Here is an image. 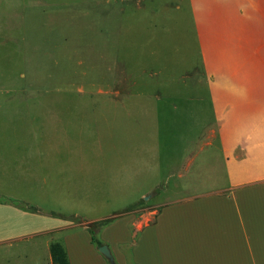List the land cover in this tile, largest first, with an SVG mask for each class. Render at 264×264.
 Segmentation results:
<instances>
[{"label": "rangeland", "instance_id": "374dc122", "mask_svg": "<svg viewBox=\"0 0 264 264\" xmlns=\"http://www.w3.org/2000/svg\"><path fill=\"white\" fill-rule=\"evenodd\" d=\"M227 183L190 0H0V264Z\"/></svg>", "mask_w": 264, "mask_h": 264}, {"label": "crops", "instance_id": "0c3cea01", "mask_svg": "<svg viewBox=\"0 0 264 264\" xmlns=\"http://www.w3.org/2000/svg\"><path fill=\"white\" fill-rule=\"evenodd\" d=\"M190 6L228 183L152 205L153 218L138 227L127 216L134 233L128 225L109 233L111 224L103 243L119 264H128L127 246L134 264H264V0ZM84 228L61 242L69 264H109Z\"/></svg>", "mask_w": 264, "mask_h": 264}, {"label": "trees", "instance_id": "16d2710c", "mask_svg": "<svg viewBox=\"0 0 264 264\" xmlns=\"http://www.w3.org/2000/svg\"><path fill=\"white\" fill-rule=\"evenodd\" d=\"M134 208V206H131L127 209V211L133 210ZM108 220L109 218L97 220L92 222L89 227H86L90 232L91 241L95 244L96 247L102 245L103 242L96 237L95 233L98 231V229H100L98 227L104 225V223H106ZM49 250L52 264H69L65 247L61 242H52L50 244Z\"/></svg>", "mask_w": 264, "mask_h": 264}, {"label": "water", "instance_id": "95a60500", "mask_svg": "<svg viewBox=\"0 0 264 264\" xmlns=\"http://www.w3.org/2000/svg\"><path fill=\"white\" fill-rule=\"evenodd\" d=\"M91 225V222H86L84 224L85 227H89ZM99 252H101L110 262H113V257L110 253V250L107 245L102 244L98 247Z\"/></svg>", "mask_w": 264, "mask_h": 264}]
</instances>
